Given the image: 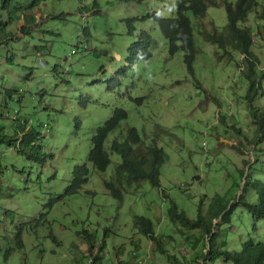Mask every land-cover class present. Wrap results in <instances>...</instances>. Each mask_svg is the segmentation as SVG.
Here are the masks:
<instances>
[{"label":"rangeland","instance_id":"rangeland-1","mask_svg":"<svg viewBox=\"0 0 264 264\" xmlns=\"http://www.w3.org/2000/svg\"><path fill=\"white\" fill-rule=\"evenodd\" d=\"M4 1L0 23L10 38L0 47V103L7 100L9 107L0 104L1 122L10 136L34 129L44 151L55 157L40 165L0 144V264H87L90 245L84 233L94 237V253L106 242L104 264H177L171 259L174 248L188 242L169 222V208L176 205L193 220L203 206L209 216L219 209L218 198L221 206L238 202L247 180L264 184V152L249 144L256 127L251 125L249 83L240 69L243 57L238 52L233 59L225 56L204 39L213 29L225 35V5L237 0H214L219 6L208 5L204 19L186 13L197 50L194 75L187 70L183 52L171 55L160 25L151 19L153 13L176 18L178 0H47L33 11L37 23L28 27L10 20L2 10ZM262 6L259 2L240 28L249 29L259 43L252 53L264 69ZM19 17L21 11L14 20ZM129 20H134L131 38ZM24 27L39 32L24 39ZM86 28L90 37L84 34ZM141 32L152 38L150 59L129 67L121 86L108 90V81L126 67L127 49ZM9 51L16 55L15 66L5 64ZM9 86L18 90L13 99L6 93ZM254 105L264 112V79ZM117 108L126 111L127 119L108 136L106 150L110 152L112 141L121 134L123 138L128 128H135L146 143L156 141L166 153L161 187L143 181L118 202L104 184L120 162L119 155L110 154L112 164L105 173L88 164V183L78 193L67 194L75 167L87 163L96 129ZM246 198L254 204L256 192L249 191ZM135 217L151 221L170 254L159 253L136 233ZM215 225L222 226L218 239L226 241L229 250L240 252L241 244L251 238L264 242V221L255 223L246 208L239 207L230 226H223L222 220ZM19 238L23 251L17 248ZM132 243L140 248L134 255Z\"/></svg>","mask_w":264,"mask_h":264},{"label":"trees","instance_id":"trees-1","mask_svg":"<svg viewBox=\"0 0 264 264\" xmlns=\"http://www.w3.org/2000/svg\"><path fill=\"white\" fill-rule=\"evenodd\" d=\"M45 1L47 0H32L30 3L12 4V0H5L2 10L9 14L11 21L17 23L23 22L27 27L33 26L37 23L33 11ZM259 2L263 3L262 10L259 13V20L264 21V0H237L235 4L228 2L225 5L228 19L225 35L219 34L216 29H213L212 33H204V39L207 43L222 50L225 56H230L233 59V52H238L243 57V65H240V69L249 83L247 92L251 117L253 118V124L251 125L256 127V137L249 144L258 151L264 152V148H260L264 143V112L255 108L254 105L256 98L262 93V81L264 79V69H262L260 59L252 53L254 46L259 45V43H255L249 29L240 28V24L247 21L249 14L259 6ZM208 5L214 7L219 6L214 0H178V16L176 18L164 19L158 13L151 14V19L160 25L163 35L170 44L171 55L174 57L180 52L185 54L184 63L191 75H194L193 67L197 50L191 21L186 16V13L190 11L195 18L204 19ZM19 11L22 12V17L17 18V21H15L14 16ZM148 18L149 16L145 17V19ZM133 23L134 20L128 21L127 36L129 38L134 33ZM27 27L22 29L24 39L32 38L39 32V28L30 31ZM4 31L5 26L3 23H0V47L8 45V42L5 41L10 38ZM84 34L86 37H90L89 29H84ZM263 34V32H260V35ZM11 35L14 37L12 33ZM151 44V36L146 32H141L136 42H133L127 49L126 64L128 68L135 66L139 62H147L150 59L148 51ZM42 51H37V53L40 54ZM15 57L14 52L9 51L5 58V64L15 66ZM128 68H121L108 81V90L113 91L121 86ZM54 73L57 74L55 69ZM33 75L30 72L29 76L31 77ZM197 83L200 84L199 82ZM9 87L6 93L13 99V96L18 93V90L14 86ZM0 104L2 105V109H8L9 107L7 100H4ZM5 118L8 119L7 117H3V120ZM126 119V111L117 108L112 116L96 129L92 137V147L87 158V163L75 167L72 173L71 184L67 188V194L73 195L78 193L88 183L91 174V169L88 164H91L97 172L105 173L112 164L110 154L119 155L120 162L115 166L111 179L106 180L104 184L112 198L118 202H123L128 189L137 187L143 181L148 182L152 187H161V168L165 164L166 153L157 145L156 141L146 143L139 137L135 128H128L123 138L121 134L112 141L109 148L110 152L106 150L108 136L120 126L121 121ZM79 127L80 123L77 121L76 128ZM234 128L232 127V129ZM5 129L6 127L0 118V144L15 150L27 160L40 165H44L48 159H54L55 155L53 153L44 151L41 144L42 137L34 129L31 128L28 131L25 129L20 133L21 135L15 136L7 135ZM237 132L242 135L240 129ZM1 158L0 153V160ZM251 190H254L257 195V201L254 204L246 198L247 193ZM164 195L167 198L168 194L164 193ZM220 201L219 198L215 200V203L219 205V209L215 212L211 211L209 216H207L209 212L204 213V207L201 206L199 214L193 220L185 212L180 211L176 205L168 209L167 216L169 222L174 225L178 235H181L183 240L191 244L189 248L187 247L188 243L175 246L174 249L176 252L171 256V259L176 261L177 264H217L220 261L233 264H264V242L259 243L251 238L241 244L240 252L229 250L227 242L218 239L222 226L217 228L215 225V222L222 220L224 223L223 226H230L239 207L246 208L255 223L264 221V184L260 181L251 182V180H247V183L244 184L243 194L240 195L238 202L232 205L221 206ZM133 227L138 235H141L149 240L151 244L155 245L159 253L170 254L165 248L166 244L163 238L156 234L151 221L142 217H135L133 219ZM255 230H257L256 226ZM84 236L90 245V260L87 264H104L103 255L107 247L106 242H103L97 252L94 253L93 243H96L94 237H89L87 233H84ZM54 243L58 247L60 246V243L55 238ZM132 245L135 248V251H133L134 255L140 248L135 243H132ZM17 248L19 251L24 250V244L21 238H19ZM181 250L185 253L182 256ZM123 251L124 248L119 250L121 256ZM187 251H191L188 258ZM178 254L181 257H178ZM9 256L10 254L5 256L6 261ZM119 257L120 255H117V258ZM179 258H182V261ZM190 259L192 261H189ZM119 264L133 263L120 261ZM137 264H144V262L139 261Z\"/></svg>","mask_w":264,"mask_h":264},{"label":"clouds","instance_id":"clouds-1","mask_svg":"<svg viewBox=\"0 0 264 264\" xmlns=\"http://www.w3.org/2000/svg\"><path fill=\"white\" fill-rule=\"evenodd\" d=\"M125 64H126V61H125ZM124 68H128L127 64H126V67H124Z\"/></svg>","mask_w":264,"mask_h":264}]
</instances>
